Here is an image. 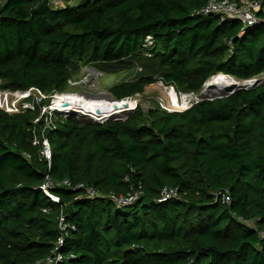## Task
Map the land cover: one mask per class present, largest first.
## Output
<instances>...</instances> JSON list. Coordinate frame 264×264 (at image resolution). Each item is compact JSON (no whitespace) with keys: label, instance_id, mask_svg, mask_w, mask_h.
<instances>
[{"label":"trees","instance_id":"16d2710c","mask_svg":"<svg viewBox=\"0 0 264 264\" xmlns=\"http://www.w3.org/2000/svg\"><path fill=\"white\" fill-rule=\"evenodd\" d=\"M205 1L76 0L53 7L47 0H0L1 87H36L46 95L40 104H48L88 64H141L132 78L109 85L115 99L158 80L198 92L218 72L238 80L264 73V11L243 26L195 14ZM39 113L38 105L0 109V264L50 255L60 215L75 229H68L57 264H264V80L201 96L180 111L137 105L123 119L102 122L56 113L55 128L45 131L49 163L32 144ZM46 175L101 195L59 187L53 203L39 189ZM138 183L142 194L130 204L107 196ZM165 185L178 193L158 202ZM224 190L229 203L215 195Z\"/></svg>","mask_w":264,"mask_h":264},{"label":"built area","instance_id":"2783aa9c","mask_svg":"<svg viewBox=\"0 0 264 264\" xmlns=\"http://www.w3.org/2000/svg\"><path fill=\"white\" fill-rule=\"evenodd\" d=\"M48 3L53 7H62L66 4H69L72 0H47ZM264 11V0H206L205 3L194 11L195 14L198 15H209V14H217L221 19H235L242 23L243 26L252 25L258 22L259 11ZM147 45L151 44L150 36L146 38ZM216 73L215 75H218ZM233 77V76H232ZM238 80V79H237ZM76 81L68 80L69 85H74ZM254 83H252V78L242 80V83H236V87H250ZM187 95H190L191 92H185ZM190 93V94H189ZM77 94V93H74ZM140 93H135L130 97H125L134 101L133 105H130L127 109L125 108L124 114L122 117H115L117 119H123L125 115L136 108L138 105L135 99V95ZM184 94V95H186ZM81 98H85V96H81ZM59 94L55 93L54 97L57 98ZM46 97L38 88L29 87L25 90H11V89H2L0 90V109L8 112V113H18L23 112L27 109H34L35 106H40L39 115L33 120L35 126L32 128V144L39 148L38 154L40 158L46 159L48 163L51 159V146L50 142L45 135V131L47 129H53L56 126L54 121V117L56 113L65 114L66 111L64 109H60L57 107V103L53 102L50 105L40 104L41 100ZM209 97V96H204ZM180 98V97H179ZM109 99L118 100L113 97ZM191 97L188 98L189 104L182 109H178L176 107L167 108L162 106V102L159 101V105L161 108L170 111H180L190 107L193 103L197 102L201 99V97H195L192 101ZM94 100V99H92ZM56 101V100H55ZM42 105V107H41ZM81 113V112H80ZM119 114V113H118ZM117 114H109L106 116H100L98 118L89 117L84 113H81L82 118L84 119H92L94 121L102 122L108 118H114ZM112 116V117H111ZM40 118H43V125L41 126L40 132L36 129V124L39 123ZM28 157L29 155L25 153ZM127 180V177L124 178ZM59 187L72 188V189H83V192L88 197H96L100 196L95 188L91 186H86L83 183L72 184L68 178L54 181L50 178L49 175H46L43 183L39 186V189L45 194V196L53 203H58L60 201L59 196L56 194L55 189ZM178 193V188L173 186H163L160 191V195L157 199L158 202H163L171 197H175ZM142 194L141 184L133 186L131 185L129 190L124 194L116 195L114 193H110L107 196L111 198L115 204L117 205H127L134 202L136 199L140 197ZM217 197L224 203L230 202V196L227 190L218 191L215 193ZM50 207L44 206L42 208L43 212H48ZM246 223L252 224V220H243ZM57 225L60 230V234L56 239L55 245L51 251V254L44 258L42 261L38 260L34 264H57L63 258V253L60 251V246L64 243V238L68 234V229H75L74 224L67 223L64 219V216L60 215L57 220Z\"/></svg>","mask_w":264,"mask_h":264},{"label":"rangeland","instance_id":"374dc122","mask_svg":"<svg viewBox=\"0 0 264 264\" xmlns=\"http://www.w3.org/2000/svg\"><path fill=\"white\" fill-rule=\"evenodd\" d=\"M73 2H76V0H72L70 3H73ZM145 54L147 55L148 53H145ZM108 67L111 69H102L99 66H96L94 64L83 65L82 67H80L79 71L69 79L72 81H76V83L74 85H68V88L64 92L65 93H77V94H80L82 97L85 96V98L91 99V100L96 97L109 99L110 97H112V95L109 93V90H108L109 85L112 82L120 80V79L132 78L133 76L141 72L142 66L141 64H137V63L133 65L132 64L119 65L117 63H110L108 64ZM227 76H230V75L227 74ZM224 79L226 82H222L219 85H215V86L205 85L204 83L198 92H191L192 98L190 100L193 101L195 97L197 96L198 97L220 96L224 93L231 91L234 88V85H230V83L232 82L242 83V80H237L234 77L232 78L224 77ZM263 80H264V73H260L259 75L252 78V83L254 82L258 83ZM1 86H2V81L0 80V90L6 89V88H2ZM160 88L171 89L172 93H174L176 98L177 97L181 98V96L186 94L185 92L176 89L174 86L165 85L162 81L158 80L156 82L147 84L144 87L143 92L134 96L137 104L140 105L143 110H147L148 108L154 107V106H158L159 108H161L159 105V101L165 100L166 94H164L160 90ZM54 94L50 96L48 104H44V105H50L51 103L56 102L55 101L56 98L54 97ZM67 110L68 111H66V113H73L75 114L76 117L82 118L81 113L78 110H73V109L71 110L67 109ZM123 115L124 114L119 113L115 115L114 118L117 116L120 118Z\"/></svg>","mask_w":264,"mask_h":264},{"label":"bare ground","instance_id":"6f19581e","mask_svg":"<svg viewBox=\"0 0 264 264\" xmlns=\"http://www.w3.org/2000/svg\"><path fill=\"white\" fill-rule=\"evenodd\" d=\"M218 73L220 75L214 74L212 77L210 76L206 80L205 85H209V86L219 85L222 82H226L224 77L232 78L222 72H218ZM221 74L224 76H222ZM236 83L237 82H232L230 83V85H236ZM160 90L164 94H166V99L161 100V102L163 104L162 106H165L167 108L176 107L178 109H182L189 104L188 98L189 97L192 98L191 94L190 95L186 94L181 96V98L178 97L176 98L174 93H172V90L169 88L167 89L160 88ZM57 94H59V96L56 98V103L58 108L64 110L67 109L78 110L79 112L84 113L87 116L93 118L124 112L125 108L127 109L130 105L134 104V101L128 98H122L115 101L112 99L96 97L94 98V100H91V99L81 98L79 95L74 93H65L64 91L57 92Z\"/></svg>","mask_w":264,"mask_h":264},{"label":"water","instance_id":"95a60500","mask_svg":"<svg viewBox=\"0 0 264 264\" xmlns=\"http://www.w3.org/2000/svg\"><path fill=\"white\" fill-rule=\"evenodd\" d=\"M234 87H236V85H234Z\"/></svg>","mask_w":264,"mask_h":264},{"label":"clouds","instance_id":"9594fccd","mask_svg":"<svg viewBox=\"0 0 264 264\" xmlns=\"http://www.w3.org/2000/svg\"><path fill=\"white\" fill-rule=\"evenodd\" d=\"M212 77V76H211Z\"/></svg>","mask_w":264,"mask_h":264}]
</instances>
